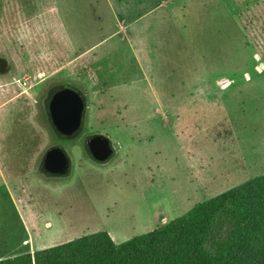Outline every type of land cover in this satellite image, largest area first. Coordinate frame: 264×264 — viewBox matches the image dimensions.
<instances>
[{"label": "rangeland", "instance_id": "374dc122", "mask_svg": "<svg viewBox=\"0 0 264 264\" xmlns=\"http://www.w3.org/2000/svg\"><path fill=\"white\" fill-rule=\"evenodd\" d=\"M122 19L127 40L111 37ZM0 57L11 69L0 75L2 251L101 231L126 242L250 176L232 125L264 105V87L249 83L264 80V0H0ZM63 84L87 96L73 139L46 112ZM96 134L116 151L104 164L86 149ZM55 146L70 156L67 177L40 169Z\"/></svg>", "mask_w": 264, "mask_h": 264}, {"label": "trees", "instance_id": "16d2710c", "mask_svg": "<svg viewBox=\"0 0 264 264\" xmlns=\"http://www.w3.org/2000/svg\"><path fill=\"white\" fill-rule=\"evenodd\" d=\"M0 264H264V176L121 244L101 231Z\"/></svg>", "mask_w": 264, "mask_h": 264}, {"label": "water", "instance_id": "95a60500", "mask_svg": "<svg viewBox=\"0 0 264 264\" xmlns=\"http://www.w3.org/2000/svg\"><path fill=\"white\" fill-rule=\"evenodd\" d=\"M10 70L6 59L0 57V74ZM46 112L52 128L62 139H73L84 129L87 100L84 94L70 84L51 88L46 99ZM86 149L97 163L109 162L116 151L109 137L96 134L88 138ZM49 177H67L72 170L70 156L62 146L50 148L45 154L40 167Z\"/></svg>", "mask_w": 264, "mask_h": 264}, {"label": "crops", "instance_id": "0c3cea01", "mask_svg": "<svg viewBox=\"0 0 264 264\" xmlns=\"http://www.w3.org/2000/svg\"><path fill=\"white\" fill-rule=\"evenodd\" d=\"M116 23L119 24L120 29L115 30V32L113 33L114 35L111 37L114 38L116 36H119L120 35L119 33H121V34H124L122 39L127 40L128 38H130V37H128L129 34L127 33V30L128 31L130 30V28H129L130 26H127L126 20L122 19L121 21H117ZM112 38L110 39V36L106 37L103 40V42H101L100 45L108 44L110 42V40H112ZM104 43H106V44H104ZM100 45H98V46H100ZM95 47L97 48V46H95ZM90 53L91 52H87V53L83 54V56L90 54ZM10 71H11V69L9 70L8 73H10ZM8 73H6V74H8ZM0 75H5V74H0ZM230 83H231L230 85L234 84L233 80ZM249 83L251 85H254L252 87H255V88L264 87V80L256 81L254 83H252V81H249ZM81 92L84 94V96L87 100L86 94L83 91H81ZM252 101L255 103V100H252ZM87 107H88V105H87ZM237 111H239V109H237ZM240 111H242V108L240 109ZM222 116L223 117L220 119H226L227 118L226 117L227 115L225 112H223ZM234 116H236V115H234ZM235 118H237L236 120L238 122H236V120H234V123L232 125V129H233V132H232L233 141L232 142H233L234 150L237 152L238 160L239 161L242 160L245 163L244 165L238 163L237 167L245 166V167H247V169H250V171H247V172L245 171V173H243V174L248 173L250 175L247 179L242 180V183L244 184V183H246V182H248L254 178L264 176V130L259 132L258 129L255 127V125H261L262 127H264V124H263V122H264V105L263 104H250L248 112H245V110H244V112H242V115L236 116ZM248 130H253L255 133L249 132ZM251 169H253V170L251 171ZM115 243L121 244L123 242H115ZM1 247L2 246H0V260L15 257L17 255L25 254V253L34 254L36 251L47 249V248H50L51 246L47 247V246H37L36 245V247H34V249H32V250H30V247L28 246V248H26V252L18 253V254H14L15 252L13 249L10 251H2Z\"/></svg>", "mask_w": 264, "mask_h": 264}]
</instances>
